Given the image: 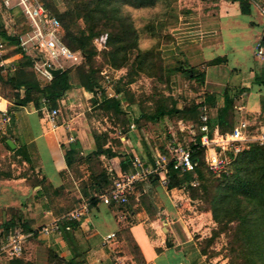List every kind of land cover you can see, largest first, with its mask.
Masks as SVG:
<instances>
[{
	"label": "rangeland",
	"instance_id": "374dc122",
	"mask_svg": "<svg viewBox=\"0 0 264 264\" xmlns=\"http://www.w3.org/2000/svg\"><path fill=\"white\" fill-rule=\"evenodd\" d=\"M86 1L88 0H81V2ZM47 4L58 16L68 10V5L63 0H47ZM197 7L195 0H160L155 7L142 9L123 5L120 16L132 22L139 33L138 49L131 53L126 66L121 69H115L112 66L107 48L109 32L103 31L102 28H99L100 36L93 41L92 54L88 52V57H84L80 66L70 67V63H65L63 71H67V78L59 87L60 91L81 89L83 95L85 94L83 92L88 94V98L85 99V109L77 108V113L81 112L86 118L90 135L96 138L103 149L111 150L114 155V157L97 156L92 152L80 157L74 153L73 169L66 173L71 181L68 192L63 188L62 194L57 193L56 197L51 192H47L49 186L42 184L39 179L30 177L31 171L35 170L34 163L31 167L23 164L26 156L33 157V149L30 148L29 151L22 148L11 151L6 145L8 138L0 137V264H68L60 257L59 252L45 247L52 239H55L54 237H39L47 225L48 227L52 225L53 217L54 219H62L65 216L69 218L83 203L99 201V196L107 193L110 183L118 177L114 168H118L120 161L129 159L128 168L123 172H130L134 156L151 158L155 150L166 152L169 132L170 130L179 132L178 122L181 116L167 115L159 121L151 120L150 117L158 111L168 112L172 109L180 111L196 105L208 106V109L212 107L213 103L209 97L211 92L214 96L216 95L215 88L212 89L214 86L212 84L206 86L205 77L191 79V74L188 73L191 69H188V65L176 66L168 62L163 58L161 51L162 46L171 41L172 32L179 26L180 21L196 13ZM0 27H4L9 35L18 37L19 42L28 30V24L21 12L17 9H6L3 0H0ZM88 29L89 27L82 19L77 20L74 31L79 32L78 35L84 31L87 32ZM19 49H21L20 46L6 43L4 58L19 55L22 50L19 51ZM29 52L32 51L29 50ZM19 56L23 58L21 54ZM35 56L31 53L29 57L33 59ZM23 62L25 60H22L20 65ZM192 70L193 75L202 73L195 68ZM24 71L29 77L36 75L41 88L52 82L36 69L35 64L31 68H24ZM12 76L13 73L0 72V77L4 79H0V96L11 101L13 107H17V100L24 98L26 94L25 89L15 90L14 86L7 82V79L14 77ZM87 78L94 87L91 93L81 86ZM217 80L219 79L215 78V81ZM66 87L67 90H65ZM31 99L30 106L36 110L37 102L40 110L46 112L50 110L47 107L48 104H44L40 99L39 93L33 92ZM110 99L120 101L119 114L108 107L107 101ZM240 104L241 102L238 105ZM235 106L234 113H230V118L233 117L237 125L248 123L245 134L250 143L243 146V151H250L254 146L264 149V141L259 140L264 136V110L258 117H251L235 109ZM62 107L58 105L57 109ZM209 111L208 116L213 112L211 109ZM228 121L231 123V120ZM223 131L230 132L227 127H224ZM185 140L188 141V139ZM231 156L230 149L227 157L232 159ZM105 164L108 165V169H111L110 172L104 168ZM203 172L204 180H196L197 176L194 175L193 182L184 183L178 190L181 194H186L189 199L186 203L192 207L187 208L184 212L185 216H193L194 213L210 215L205 223L207 231L204 236H200L202 240L199 242L201 251L208 262L211 261V264L264 263V239H262L264 226L261 220L251 227V231L245 233L246 225L240 226L241 224L236 221L227 223L231 221L230 217L225 218L226 211H233V208H230L220 214L222 224L217 223L212 210L216 206V195H219L222 184L210 175L208 169H203ZM32 175L35 176V172ZM97 177H105L106 181H101L99 182L101 185L94 186V179ZM13 178H26L28 186L33 188L32 196L24 200L12 199L14 184L10 182L5 186L4 182L11 181ZM152 180L154 178H151ZM142 184L144 186L145 182ZM36 186L45 187L44 195L40 192L35 193ZM49 209L53 212L51 220L45 218L44 211L47 212ZM248 210L251 211L249 217L257 220L260 213L252 207ZM72 221L69 220L67 223ZM8 223H14L15 226L11 227L7 233L5 225ZM17 234L24 235L26 240L23 245L24 250L20 258H11L8 254V245L10 237ZM34 234L38 236L35 240L30 237ZM122 236L123 244L116 248V252L113 253L115 259L111 264H142V257L135 249L129 235Z\"/></svg>",
	"mask_w": 264,
	"mask_h": 264
},
{
	"label": "crops",
	"instance_id": "0c3cea01",
	"mask_svg": "<svg viewBox=\"0 0 264 264\" xmlns=\"http://www.w3.org/2000/svg\"><path fill=\"white\" fill-rule=\"evenodd\" d=\"M195 1L198 4L196 13L185 17L173 30L171 42L162 46L163 58L176 66L188 65V69L199 70L204 74L205 85L214 86L212 89L215 88L216 95L211 92L209 97L213 103L210 108L212 117L209 116L211 121L217 120L219 111L225 109L230 101L234 106L237 104L235 109L258 117L264 110V58L256 55L258 45L264 48V16L261 13L264 0L248 1L250 13L247 15L241 11L240 1ZM216 59L224 60L211 65ZM7 60L17 65L21 57L15 54ZM215 78L219 80L215 81ZM83 93L78 89L64 94L59 101V106L63 107L58 109L56 128L48 112L36 110L30 104L13 107L11 101L0 96V137L6 136L7 144L8 141L15 144L16 148L11 151L33 149V157L26 156L29 161L25 159L23 164L31 167L34 163L35 170L31 172H35V176L31 173L30 177L51 187L54 195L56 191L62 194L63 188L66 192L70 189L71 181L67 174L73 169L74 153L81 157L96 150L86 118L81 112L77 113V108L85 109L88 94ZM4 109L9 110V122L1 112ZM231 112L234 113L233 110ZM229 120L235 122L233 117ZM242 124H246L247 131V122L235 123L233 129ZM214 131L232 133H222L219 125ZM259 140L264 141V136ZM152 157L148 158L151 160ZM121 162L118 168H114L118 176L124 171ZM104 168L111 171L107 164ZM155 179L145 182L144 186L142 184L125 208L107 206L98 201L88 213L74 220L66 216L65 219H54L50 209L44 211L45 218L51 220L53 217L52 225H47L39 237H54L45 247L59 252L68 264H111L115 259L113 253L123 244L124 234H128L134 246L139 248L142 264H211L199 243L202 240L200 236L207 231L205 223L209 214L185 216L184 212L190 207L186 203L189 200L186 194H181L178 189L163 188ZM10 182L15 187L12 199L24 200L32 196L33 188L28 186L26 178L5 181V186ZM41 187L36 186L35 193L44 195ZM69 220H73L75 228L67 227ZM67 231L72 232L69 238L65 235ZM111 234H116V237L107 243L106 238ZM30 237L35 240L38 236Z\"/></svg>",
	"mask_w": 264,
	"mask_h": 264
},
{
	"label": "trees",
	"instance_id": "16d2710c",
	"mask_svg": "<svg viewBox=\"0 0 264 264\" xmlns=\"http://www.w3.org/2000/svg\"><path fill=\"white\" fill-rule=\"evenodd\" d=\"M41 1L61 22L63 41L72 52L78 51L81 52L84 57H88L87 53H91V51L93 50L94 39L100 36L99 32L101 31L99 28H102L105 32H109L107 40L108 54L111 58L112 66L115 69H121L126 66V64L129 62V56L132 52L136 51L139 46V33L134 27V24L127 18L120 16V10L122 6L126 5L135 9L151 8L155 7L160 0H88L86 2H81V0H63L68 5V10L60 16H58L51 10L49 5L47 4V0ZM240 2L242 13L245 15L249 14V2L247 0H241ZM79 19H82L85 22L86 26L89 27L88 31L82 32L81 35H78L79 32L77 33L76 31H74V28H76L77 26V20ZM0 39L4 40L6 43L14 44V46L19 47V38L9 35L4 27H0ZM22 54L23 58L19 62H17L16 71L13 73L14 77L12 76L13 78L7 79V82L12 84L15 90L25 89V97L22 99H18L16 106L24 107L28 104H31V95L33 92H37L40 94V99H45L47 101V107L50 108V110L57 109L59 101L62 99L66 92L60 91L59 87H61L62 82L66 80L67 71H64L58 77L53 78L52 82L49 85L41 88L40 82L37 80L36 75H31V77H29V75H26L27 73L24 71V68L28 69L34 66L33 59L24 53ZM22 60H25V62L20 65ZM223 60L224 59H216L211 62V65L219 64ZM18 66L20 67V70ZM0 72H3L2 68H0ZM188 73L191 74V79H199L200 77L201 79H204V74L202 73L193 75V70L188 71ZM0 79L4 80L2 77H0ZM82 84L83 85L81 86L90 93L94 91V87L89 78H87V80ZM65 90H67V87L65 88ZM107 102L110 109H113L117 114L120 113L121 103L119 100L110 99ZM36 106L37 110H40L38 102ZM201 107L203 106L196 105L190 108H184L180 111H178L177 109H172L168 112L160 110L150 118L153 121H159L167 115L170 117L180 115L181 117H179V121H190L196 124L198 123L200 115L202 113ZM233 108V102L230 101L225 109L219 111V116L217 117L216 121L210 120L209 125L212 131H214L215 127H217L218 125L219 128H221L222 133L228 132L223 131L224 127H227L229 131L234 130L233 127L235 125V122L233 120L231 121V123L228 121L230 112L233 110ZM95 141L96 150L93 152L94 155L114 157L111 150L103 149L96 138ZM6 145L7 148L11 150L10 146L8 144ZM75 150L76 149H74V151ZM231 158L232 161L227 168V173L216 175L213 174L208 168L205 161L204 152L195 150L194 159L198 161L196 170L192 173L187 174L171 172V182L168 189H180V186L184 183L193 182L195 180L194 175L197 176L196 180H204L203 169H208L210 175L214 177V179L221 181L222 184V189L220 190L219 195H216V206L212 210L214 220L217 223L222 224L221 222L223 220H220V214L222 213V211H226L225 209L229 210L230 208H233V211H226L225 218L230 217L231 220L227 223H233L234 221H236L241 224L240 226L246 225L245 233H248L249 231H251V227L255 226L259 220H261V223L264 226V149L262 147L254 146L250 149V151L247 152L242 150L237 155H234V153H232ZM28 161L29 159H27V162ZM128 163L129 159L121 162V166L124 170L128 168ZM94 180L95 186L98 184L101 185V183L99 182L106 181V178L97 177ZM155 180L157 181L158 179ZM111 183L109 185L110 187L112 185ZM42 190H44L45 192V187L42 186L41 191ZM47 192H51L53 194L51 187H49V189L47 188ZM57 193L60 194V191H56L55 195H53L56 197ZM97 202L98 201H93L91 205L96 204ZM250 207L254 208L255 211L260 213V216L257 220H253V218L249 217L251 211H249L248 209ZM67 225L68 228L76 227L75 223L73 222H69L67 223ZM13 226H15L14 223H8L5 225L7 233ZM70 233L72 232H65L67 238L70 237ZM262 239H264V235ZM135 249L141 255V252L139 251V248L137 246H135ZM70 264L76 263L71 262Z\"/></svg>",
	"mask_w": 264,
	"mask_h": 264
},
{
	"label": "built area",
	"instance_id": "2783aa9c",
	"mask_svg": "<svg viewBox=\"0 0 264 264\" xmlns=\"http://www.w3.org/2000/svg\"><path fill=\"white\" fill-rule=\"evenodd\" d=\"M3 5L8 10L17 9L24 16L28 30L20 39L19 46L22 49H20V54L21 56L22 53L28 56H31V53L36 55L33 57V62L45 78L53 79L47 68L63 70L66 62L70 63V67L81 64L84 56L81 53L72 52L64 43L61 22L41 0H3ZM261 13L264 16V5L261 7ZM29 50L32 52L30 53ZM5 51L6 42L0 39V68L6 74L14 73L16 63L4 58ZM256 55L261 59L264 58L262 46H257ZM42 102L47 103L45 99ZM201 111L198 123L181 121L179 122L180 133L170 130L166 152L158 150L151 160L148 157L134 156L131 164L132 170L123 172L114 179L109 191L99 196V202L107 206H126L142 183L151 178H158L160 185L168 188L171 182V172L187 174L196 170L198 161L194 159L195 150L204 152L206 164L213 174L227 173V168L232 161L227 157L229 150L231 149V152L237 155L243 150L244 145L250 143L245 135L247 126L242 124L230 134H220L211 130L207 109L202 107ZM1 112L6 117L5 120L9 122V110L4 109ZM59 114L58 109L48 111L54 128L57 127L56 120ZM91 206V203H84L80 209L71 214V219L82 217L91 210ZM115 237L116 234L108 235L106 242L108 243ZM9 242V256L20 258L24 250V235H12Z\"/></svg>",
	"mask_w": 264,
	"mask_h": 264
},
{
	"label": "water",
	"instance_id": "95a60500",
	"mask_svg": "<svg viewBox=\"0 0 264 264\" xmlns=\"http://www.w3.org/2000/svg\"><path fill=\"white\" fill-rule=\"evenodd\" d=\"M47 70L49 71V73L52 75L53 78L58 77L59 75H61L64 72L62 69L47 68ZM8 145L10 146L11 149L16 148L15 144L12 141H8Z\"/></svg>",
	"mask_w": 264,
	"mask_h": 264
}]
</instances>
